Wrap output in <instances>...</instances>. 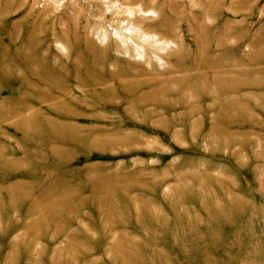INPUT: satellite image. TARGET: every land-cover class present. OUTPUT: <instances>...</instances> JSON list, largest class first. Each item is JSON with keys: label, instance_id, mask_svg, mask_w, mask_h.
<instances>
[{"label": "rangeland", "instance_id": "374dc122", "mask_svg": "<svg viewBox=\"0 0 264 264\" xmlns=\"http://www.w3.org/2000/svg\"><path fill=\"white\" fill-rule=\"evenodd\" d=\"M0 264H264V0H0Z\"/></svg>", "mask_w": 264, "mask_h": 264}, {"label": "bare ground", "instance_id": "6f19581e", "mask_svg": "<svg viewBox=\"0 0 264 264\" xmlns=\"http://www.w3.org/2000/svg\"><path fill=\"white\" fill-rule=\"evenodd\" d=\"M128 16L132 17L134 16V13L129 10ZM156 14V13H155ZM146 16H153L154 12L145 13ZM128 32V35H133L141 40L142 46L139 47V55L141 57H144V48L143 46L151 45L152 47L156 48L158 51L165 53L169 50H171L174 45L171 42L164 41L157 33L153 32H147L144 28L140 26H136L134 24H130V26L126 30ZM115 35L119 37V40L121 39L122 35L120 32L115 30ZM143 51V52H142ZM158 61L159 67L166 65V62L162 58L155 57Z\"/></svg>", "mask_w": 264, "mask_h": 264}]
</instances>
